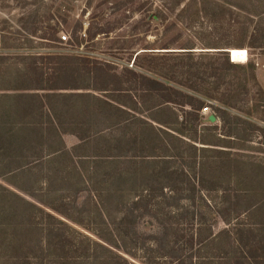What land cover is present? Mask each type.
<instances>
[{"label": "trees", "instance_id": "trees-1", "mask_svg": "<svg viewBox=\"0 0 264 264\" xmlns=\"http://www.w3.org/2000/svg\"><path fill=\"white\" fill-rule=\"evenodd\" d=\"M46 35L42 39L54 42L56 32ZM24 62L13 86L0 95V178L39 169L37 176H50L53 193L58 183L52 185L51 177L60 166L84 176L85 163L96 166L93 172L122 160L131 166L153 165L142 184H136L139 192L132 202L136 208L155 202L156 210L149 212L157 230L147 242L144 232L134 233L129 226L137 223L136 215L102 212L103 225L115 227L107 225L109 235H100L115 248L106 247L0 185V264H132L118 250L135 258L145 248L151 256L141 264H264V164L238 150L233 155L235 148L226 143L246 144L255 134L264 146V127L228 112L242 102L241 91H247L239 85L241 79L227 80L230 72L255 71L253 64L235 65L226 52L137 56L140 70L157 75L151 78L82 56L58 57L49 70L33 58ZM223 86L227 89L221 93ZM205 99L220 104L213 112L227 140L218 137L216 127H201ZM63 134L75 136L79 144L67 149ZM212 137L217 142L208 140ZM47 166L55 172L47 174ZM12 187L23 190L13 182ZM175 194L172 200L192 203L184 214L163 208ZM117 199L108 201L113 206ZM220 222L225 228L215 234ZM158 229L165 247L156 246ZM36 236L42 238L38 245L32 240Z\"/></svg>", "mask_w": 264, "mask_h": 264}, {"label": "rangeland", "instance_id": "rangeland-1", "mask_svg": "<svg viewBox=\"0 0 264 264\" xmlns=\"http://www.w3.org/2000/svg\"><path fill=\"white\" fill-rule=\"evenodd\" d=\"M35 31L36 35H29ZM54 32V42L42 39ZM62 36L68 37L67 42H63ZM217 50H231L232 62L226 55L235 65L245 68L250 64L255 66V71L236 69L230 72L227 80L235 82L241 79L239 85L245 86L247 91H241L242 102L228 112L232 118L264 127V0H0V95L13 86L16 69L25 68L27 61L24 60L27 58H33L41 68L49 70L58 57L82 56L113 64L119 71L128 67L157 78V75L140 70L135 65L137 56L192 53L198 57L217 53ZM140 63L138 60L137 64ZM226 89L227 86H223L220 92ZM205 100L210 115L202 114L201 127H216L218 137L225 140L222 123L219 120L211 122L209 118L216 115L213 108H219L220 104ZM60 137L69 150L79 144L73 135L63 134ZM208 140L217 142L213 137ZM231 140L226 143L235 148L233 155L238 150L251 162L264 164V146L257 135H252V142L246 144ZM48 166L43 169L47 174L55 172ZM92 167L96 166L85 163V175L78 176L70 166H60L56 175L51 177L54 179L52 185L54 181L58 183L53 186V193H49L52 186L47 183L50 176L47 179L37 176L41 175V169L40 172L33 169L16 178L4 176L0 178V185L65 222L84 238L106 247L115 248L105 243L100 235L108 236L107 227H115L113 224L103 225L99 216L102 212L104 215L118 214L120 218L136 215L134 220L137 223L129 225L131 230L134 233L144 232L146 240L152 238L157 228L149 211L156 210L155 202L149 208L144 204L136 208L132 197L139 192L136 184H142L153 165L131 166L122 160L115 166L99 165L95 173ZM133 172L137 173L138 180ZM0 173H4L3 169ZM12 182L23 190L12 187ZM113 188L121 193H114L111 191ZM176 195L164 201L163 208L166 212L184 214L187 211L185 207L189 208L192 203L172 200ZM108 198L118 199L111 206ZM224 228L220 222L214 233L218 234ZM158 232L159 244L156 246L165 247L168 243L163 230L158 229ZM33 238L36 245L41 243L40 236ZM118 252L132 264H141L140 260L151 256L150 248L137 251L135 258L120 250Z\"/></svg>", "mask_w": 264, "mask_h": 264}, {"label": "water", "instance_id": "water-1", "mask_svg": "<svg viewBox=\"0 0 264 264\" xmlns=\"http://www.w3.org/2000/svg\"><path fill=\"white\" fill-rule=\"evenodd\" d=\"M207 52H212V51H207ZM215 52V51H214ZM216 52H222V51H216ZM227 54H228V56H229V58H230V60H231V62H232V60H233V58H232V51L231 50H227V51H225ZM210 121L211 122H215L216 121V119H215V117H213V116H211L210 117Z\"/></svg>", "mask_w": 264, "mask_h": 264}, {"label": "built area", "instance_id": "built-area-1", "mask_svg": "<svg viewBox=\"0 0 264 264\" xmlns=\"http://www.w3.org/2000/svg\"><path fill=\"white\" fill-rule=\"evenodd\" d=\"M61 39L63 40V42H67L68 37L62 36ZM208 112H209V107H206L202 110L203 115H210Z\"/></svg>", "mask_w": 264, "mask_h": 264}, {"label": "bare ground", "instance_id": "bare-ground-1", "mask_svg": "<svg viewBox=\"0 0 264 264\" xmlns=\"http://www.w3.org/2000/svg\"><path fill=\"white\" fill-rule=\"evenodd\" d=\"M233 61V60H232Z\"/></svg>", "mask_w": 264, "mask_h": 264}]
</instances>
